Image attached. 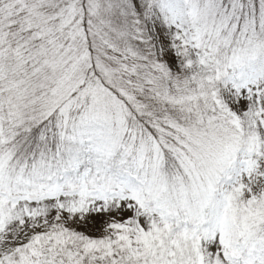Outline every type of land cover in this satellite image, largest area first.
<instances>
[{
	"label": "snow or ice",
	"instance_id": "6c2138e0",
	"mask_svg": "<svg viewBox=\"0 0 264 264\" xmlns=\"http://www.w3.org/2000/svg\"><path fill=\"white\" fill-rule=\"evenodd\" d=\"M0 264H264V0H0Z\"/></svg>",
	"mask_w": 264,
	"mask_h": 264
}]
</instances>
